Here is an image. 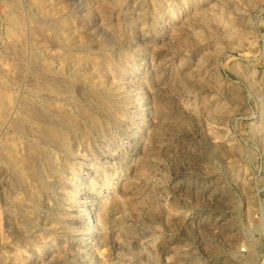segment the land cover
I'll use <instances>...</instances> for the list:
<instances>
[{"label": "rangeland", "instance_id": "rangeland-1", "mask_svg": "<svg viewBox=\"0 0 264 264\" xmlns=\"http://www.w3.org/2000/svg\"><path fill=\"white\" fill-rule=\"evenodd\" d=\"M0 264H264V0H0Z\"/></svg>", "mask_w": 264, "mask_h": 264}, {"label": "bare ground", "instance_id": "bare-ground-1", "mask_svg": "<svg viewBox=\"0 0 264 264\" xmlns=\"http://www.w3.org/2000/svg\"><path fill=\"white\" fill-rule=\"evenodd\" d=\"M101 192H102V190H101ZM103 193V192H102ZM107 196V195H106ZM93 210V209H92ZM94 211V210H93ZM89 212H91V211H89ZM104 215L106 216V218H107V216H108V211H104ZM89 214H91V213H89ZM93 215V214H92ZM94 216V215H93ZM85 218H83V220H84ZM90 221L92 222V225L90 226V227H88V224H87V221H86V219H85V223H84V230H88V229H90V228H92V226H94V224H95V219L93 218V217H90ZM84 222V221H83ZM128 231V230H127ZM131 231V230H130Z\"/></svg>", "mask_w": 264, "mask_h": 264}]
</instances>
